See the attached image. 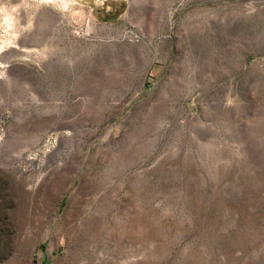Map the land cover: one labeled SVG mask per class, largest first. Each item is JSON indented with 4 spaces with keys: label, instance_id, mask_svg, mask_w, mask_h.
<instances>
[{
    "label": "rangeland",
    "instance_id": "rangeland-1",
    "mask_svg": "<svg viewBox=\"0 0 264 264\" xmlns=\"http://www.w3.org/2000/svg\"><path fill=\"white\" fill-rule=\"evenodd\" d=\"M0 264H264V0H0Z\"/></svg>",
    "mask_w": 264,
    "mask_h": 264
},
{
    "label": "bare ground",
    "instance_id": "bare-ground-1",
    "mask_svg": "<svg viewBox=\"0 0 264 264\" xmlns=\"http://www.w3.org/2000/svg\"><path fill=\"white\" fill-rule=\"evenodd\" d=\"M64 4L66 3V1L63 2Z\"/></svg>",
    "mask_w": 264,
    "mask_h": 264
}]
</instances>
